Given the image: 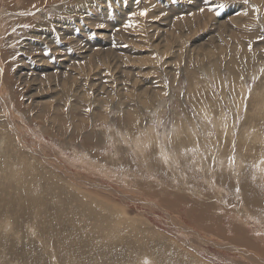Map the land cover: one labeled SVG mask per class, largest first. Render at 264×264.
Masks as SVG:
<instances>
[{
  "label": "rangeland",
  "instance_id": "obj_1",
  "mask_svg": "<svg viewBox=\"0 0 264 264\" xmlns=\"http://www.w3.org/2000/svg\"><path fill=\"white\" fill-rule=\"evenodd\" d=\"M0 135L10 253L72 189L77 264H264V0H0Z\"/></svg>",
  "mask_w": 264,
  "mask_h": 264
},
{
  "label": "bare ground",
  "instance_id": "obj_2",
  "mask_svg": "<svg viewBox=\"0 0 264 264\" xmlns=\"http://www.w3.org/2000/svg\"><path fill=\"white\" fill-rule=\"evenodd\" d=\"M8 135H10V134H8ZM7 145H8V143H7ZM2 154H3V152H2ZM55 190L58 193L60 192L62 194H63V192H65L60 187H58V188L56 187ZM51 195H53V193ZM64 197L63 198L60 197L63 199L62 204H60L59 206L54 205V211L52 210L51 206L48 207V205H49L48 199L44 198V199L39 200V204L42 206H45L46 207L45 210H43L40 213H36V211L32 213V212H29L26 210L25 213L21 214L22 218H20V221H22V223L25 222L26 224H28V223L32 222V224L35 225L34 227H32L30 224H28L29 227L26 225H23V226H24V229L26 228L25 231L27 232V234H30L33 231L35 232V235L37 237V240H34L35 243L44 248V254L46 255V258H45L43 264H77L75 261L71 260L70 254L73 255V253L77 250V245H78L79 240H80L79 234L81 232L77 231L74 234H73V232H71V226L75 225L72 221L71 214L73 215L75 213L70 212L68 209L71 205L74 204V202L76 200H81V199L84 200V201H81V204L84 207V209L86 210V213L91 212L90 213L91 215H94V214L98 215L99 213L103 212V210L100 209L99 206L97 207L95 204L90 203L91 200H89V202H88V200L86 198H84V196L77 195V193H75L72 189ZM53 198H52V205H53V200H54ZM101 198H103V197H101ZM16 205H18V204H16ZM116 211L118 212V210H116ZM5 212H12L13 215L15 214V212L13 210L5 209V211L1 214L2 215L1 218H3ZM113 212H115V211L113 210ZM115 214H116V212H115ZM199 218H201V216ZM12 221H14L13 223L15 226H17L16 224L18 222L20 223L19 220L13 219ZM200 222H201V220H200ZM101 224H105V222L102 221ZM125 225H127V224H125ZM85 229H87V228H85ZM47 236L49 238H47ZM92 247H94V246H92ZM14 258H18V260H16V261L17 262L19 261V263H16V264H40L41 263V262L39 263L38 260H32V259H28V258L25 259L21 253L20 248L17 249V251L10 253L8 245L2 244V241L0 240V261H1L0 264H10L14 260Z\"/></svg>",
  "mask_w": 264,
  "mask_h": 264
},
{
  "label": "snow or ice",
  "instance_id": "obj_3",
  "mask_svg": "<svg viewBox=\"0 0 264 264\" xmlns=\"http://www.w3.org/2000/svg\"><path fill=\"white\" fill-rule=\"evenodd\" d=\"M218 7L222 10L224 8V5H219ZM201 11H203V9H201ZM217 14H219V13H217ZM141 15H146V13L142 12Z\"/></svg>",
  "mask_w": 264,
  "mask_h": 264
}]
</instances>
